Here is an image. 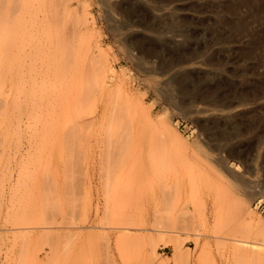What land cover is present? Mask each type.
I'll return each mask as SVG.
<instances>
[{
    "label": "rangeland",
    "instance_id": "374dc122",
    "mask_svg": "<svg viewBox=\"0 0 264 264\" xmlns=\"http://www.w3.org/2000/svg\"><path fill=\"white\" fill-rule=\"evenodd\" d=\"M37 1L0 0V264H264V0Z\"/></svg>",
    "mask_w": 264,
    "mask_h": 264
},
{
    "label": "bare ground",
    "instance_id": "6f19581e",
    "mask_svg": "<svg viewBox=\"0 0 264 264\" xmlns=\"http://www.w3.org/2000/svg\"><path fill=\"white\" fill-rule=\"evenodd\" d=\"M34 1H37V0H18V3H19V6H20V13H19V23H20V25H23V26H25V27H28L30 30H32V28H34L33 27V25L35 24V27L39 24H37V22H35L36 20H37V18H36V20H35V18L34 17H38L39 16V14H41V16H46L45 18L44 17H42V18H44V20L46 19V18H48L47 16H49V15H47V13L49 12V11H47L46 12V10H45V8H44V14H43V12L41 13V11L40 10H38V9H40V7H41V5H42V3H45V2H40L41 3V5H40V3L38 4L37 2H35V3H37L38 4V6L34 3ZM46 1V0H45ZM50 2H51V0H49ZM10 3V0H7V4H9ZM49 3V2H48ZM48 3H46L45 5H47ZM50 4H52V3H49V5H47L48 7L50 6ZM40 5V6H39ZM44 5V4H43ZM51 6H53V5H51ZM7 7H8V5H7ZM39 7V8H38ZM46 7V6H45ZM50 8V7H49ZM48 8V9H49ZM41 9H43V8H41ZM47 9V8H46ZM47 9V10H48ZM37 10L38 11H40V13L38 12L37 13ZM50 11L52 10L51 8L49 9ZM38 14V15H37ZM43 14V15H42ZM46 14V15H45ZM49 14V13H48ZM39 18V17H38ZM40 20H41V18H39ZM37 20L38 22H41V24L42 23H44L45 21H47L48 22V20H42V21H40V20ZM35 23H34V22ZM37 24V25H36ZM45 25H46V23H44ZM43 24V25H44ZM40 25V24H39ZM42 25V26H43ZM47 26V25H46ZM41 27V26H40ZM40 27H36L37 29L38 28H40ZM43 28V27H42ZM41 28V31L44 29H42ZM47 28V27H46ZM46 28L44 29V30H46ZM38 31V30H37ZM40 31V30H39ZM38 31V32H39ZM43 32H45V31H43ZM29 33V32H28ZM217 105V104H216ZM211 107H212V105H211ZM216 107V106H215ZM215 107H213L214 109H216ZM218 107H220V106H218ZM224 109V108H223ZM210 110V109H209ZM213 110V109H212ZM220 110H221V108H220ZM219 111V110H218ZM222 111V110H221ZM224 111V110H223ZM177 135L179 136V134L177 133ZM254 192V191H253ZM252 192V193H253ZM256 192H258V191H256ZM250 194H251V192H250ZM257 194V193H256ZM252 195V194H251ZM253 196V195H252ZM261 196H263V195H261ZM255 197V196H254ZM253 222V220H251V223ZM254 223V222H253ZM253 225V224H252ZM255 226V225H254ZM255 228V227H254ZM179 252V250L177 251H175V254L173 255V258L174 259H177L178 258V253Z\"/></svg>",
    "mask_w": 264,
    "mask_h": 264
}]
</instances>
